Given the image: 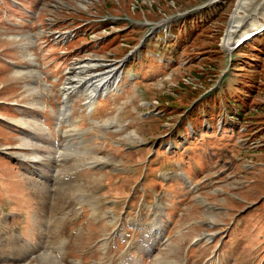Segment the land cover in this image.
<instances>
[{
  "label": "rangeland",
  "instance_id": "1",
  "mask_svg": "<svg viewBox=\"0 0 264 264\" xmlns=\"http://www.w3.org/2000/svg\"><path fill=\"white\" fill-rule=\"evenodd\" d=\"M236 1L0 0V264H41L43 251L56 264H264V30L223 48ZM130 20L159 24L124 58L147 34ZM25 48L39 88L47 85L42 96L30 98V77L19 74L31 65ZM86 58L126 59L121 89L94 113L72 94L83 138L74 136L57 165L36 160L47 152L32 144L40 134L31 117L53 132L55 142L45 137L53 154L65 142L54 132L61 86ZM92 160L105 165L90 168ZM158 213L153 232L212 240L188 246L159 235L152 250L145 233Z\"/></svg>",
  "mask_w": 264,
  "mask_h": 264
},
{
  "label": "bare ground",
  "instance_id": "2",
  "mask_svg": "<svg viewBox=\"0 0 264 264\" xmlns=\"http://www.w3.org/2000/svg\"><path fill=\"white\" fill-rule=\"evenodd\" d=\"M212 1H218V0H212ZM237 2H238V4H237V6H236V8L233 11V14L231 16V22L233 23V25L229 26V28L226 32V35L224 36L223 42H222V46H223V48L227 49L226 50L227 52H231L232 50H234V44L235 43L236 44L239 43L236 46V48H237V47L242 46L246 41L252 39L253 36L255 35L254 34L255 31H258L257 33L259 34L264 30V29L260 30L262 27H264V22L258 23L259 22L258 18L260 16H264V0L260 5H258L256 7V9L253 11V13L251 15H247V13H245V12H246V9L254 2V0H237ZM25 50H26V53H25L24 57L27 59V61L31 65H30V67L27 68V71L20 72L19 74H28V77H30L31 82H26L24 84V88L28 92L27 94L30 96V98H32L33 93H35L38 96H42L43 93H46L45 91L47 89V85L46 86L41 85V88H43V90H41L39 88L36 77H38L41 74H40V72L35 70L33 67L34 65H36L35 57L33 56V54L31 52H29L28 48H25ZM80 62H81V64H79V65H73V66L69 67L68 70L71 72L70 75H68L69 78H68V80L65 79L63 85L61 86V92H60V96L62 98L61 104H60L61 106L59 105V109H58L59 115H58V118L56 119V123L54 125V132H59L61 135V138H63V139L65 138V140H64L65 142L63 144L60 142V144L54 148L53 154L50 152V149H52V144L50 141L55 142L54 137L52 135L53 132L51 133L50 129L44 124V121H41V120L39 121V119H35L34 117H31L32 129H34L36 132H38L40 134V137L35 138V142H33L32 144L36 145L40 152H47L42 157L33 156L36 160H40L42 162L51 161V162H53L54 165H57L58 162L63 160V155H64L63 150L68 147V144L73 140L74 136L79 135L81 138H83L82 137L83 135H82L80 128L76 125V122H78V121L76 119H72L73 104L71 102L73 101L72 97L74 94H77L76 96H78V93H81V94H79V95L83 96V98L80 102L81 106L85 107V111L87 113H94L95 108H96V104L100 98H108L111 93H117L121 89L120 82L122 81V78H123V72L121 71V68L119 66L120 62H118L117 64L103 63L102 61H100V59H91V58H86V60L84 62L83 61H80ZM104 66H108L106 70H101L99 72H95L96 69L100 70V69L104 68ZM97 67H100V68H97ZM67 73H68V71H67ZM33 99H37V97H35ZM44 106H45L44 104L39 102L37 108H44ZM65 112H66L67 116L63 117L62 113L64 114ZM64 122H66L68 124V128L62 130V124ZM221 130H222V126L220 128V131ZM24 137H27V134L24 133ZM45 137H48L50 139V141L47 142ZM39 138H41V139H39ZM31 139H33V138H31ZM31 139H29V140L31 141ZM48 144H50V145H48ZM64 153H65V151H64ZM98 164L99 165H105V164L100 163L96 160H92V161L88 162V165L90 166V168L99 166ZM164 176H166L165 179H169L170 174L167 173ZM175 176L177 178L181 179L183 182H185V184L187 183L188 184L187 186L190 187L192 185V183L189 181L187 174L185 172H183L182 170L177 171L175 173ZM59 178L60 177H56L54 179H59ZM191 188L194 189V187H191ZM94 203H91V204L93 205ZM95 205L96 204H94V207H95ZM65 206H66V204H65ZM91 208H93V206L90 207V209ZM95 209H96V207H95ZM157 209H159V212L161 209L160 213H162V205L159 204ZM57 212H58V210H57ZM159 218H160V214L158 213L157 215H155L156 222H153L151 224L152 225L151 231L148 234L145 233L148 238L147 237L145 238V236H143L146 240V244H148V241L150 239L152 240L151 245L148 246L150 248H153V246L156 244V239H158L159 235H161V234H159V231H157L156 233L153 232V231H155L156 228H159V222H158ZM55 223H57V222H55ZM132 225H133V227H138L137 226L138 224L135 222H133ZM139 226H140V224H139ZM151 233H154V234L149 235ZM149 236H152V237H149ZM16 238H18V236ZM202 238L206 239L207 241L212 240V236H210V235L198 237L197 240L199 241ZM11 242H16V241L14 240ZM60 249H62V248H60ZM59 252H62V251L60 250ZM38 258H41L40 261L43 264H45L46 261H49L50 262L49 264H56L57 263L56 262L57 260L55 259L56 257L54 258L53 253H50L47 251H43L41 254H39ZM9 259H12L11 255H8L7 257H2V261H6ZM73 263L79 264L77 261H73ZM127 263L128 262L123 263V264H127ZM25 264H31V263L25 262ZM58 264H61V263H58Z\"/></svg>",
  "mask_w": 264,
  "mask_h": 264
},
{
  "label": "crops",
  "instance_id": "3",
  "mask_svg": "<svg viewBox=\"0 0 264 264\" xmlns=\"http://www.w3.org/2000/svg\"><path fill=\"white\" fill-rule=\"evenodd\" d=\"M179 184V183H178ZM180 185V184H179ZM184 189V188H183ZM168 193H171L170 191H167ZM186 193V192H185ZM256 229V228H255ZM254 229V230H255ZM184 230H186V229H182V230H180V231H178V232H175V230H174V232H168V234H167V240H169L170 241V239H172L171 241H172V243L176 240V238L179 236V238H178V240H180V239H182V240H186V242L189 244L188 246H191L190 245V243L192 242V240L194 239V238H196L197 237V234H194L193 235V233H191V232H187V231H184ZM253 230V231H254ZM258 232V231H257ZM225 237H224V239H225V242H229V236H228V233L227 234H225L224 235Z\"/></svg>",
  "mask_w": 264,
  "mask_h": 264
},
{
  "label": "water",
  "instance_id": "4",
  "mask_svg": "<svg viewBox=\"0 0 264 264\" xmlns=\"http://www.w3.org/2000/svg\"><path fill=\"white\" fill-rule=\"evenodd\" d=\"M212 1V0H211ZM237 4H238V2L236 1V3H235V6H234V8L232 9V13H231V15H230V17H229V19H228V22H227V26H226V29H225V31H224V36L226 35V32H227V30H228V28H229V26L230 25H233V23L231 22V16H232V14H233V11L235 10V8H236V6H237ZM262 29H264V27H262L260 30H262ZM259 30V31H260ZM258 31H255L254 32V34L256 35V34H258L257 33ZM223 36V37H224ZM143 41V40H142ZM243 41V40H242ZM241 41V42H242ZM239 44V43H238ZM238 44H234V48H236V46L238 45ZM140 47V44L139 45H137V46H135L134 48H132L125 56H124V58H126V57H128L129 55H131L132 53H134L135 51H137V49ZM125 60V59H124ZM123 59L122 60H118V61H120V65L122 64V62L124 61Z\"/></svg>",
  "mask_w": 264,
  "mask_h": 264
},
{
  "label": "flooded vegetation",
  "instance_id": "5",
  "mask_svg": "<svg viewBox=\"0 0 264 264\" xmlns=\"http://www.w3.org/2000/svg\"><path fill=\"white\" fill-rule=\"evenodd\" d=\"M131 25H135V26H139V25H143L142 22L136 21V20H130L129 21ZM144 36V33H143Z\"/></svg>",
  "mask_w": 264,
  "mask_h": 264
},
{
  "label": "trees",
  "instance_id": "6",
  "mask_svg": "<svg viewBox=\"0 0 264 264\" xmlns=\"http://www.w3.org/2000/svg\"><path fill=\"white\" fill-rule=\"evenodd\" d=\"M159 35V33L157 34V37H160V36H158Z\"/></svg>",
  "mask_w": 264,
  "mask_h": 264
}]
</instances>
